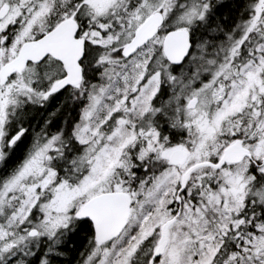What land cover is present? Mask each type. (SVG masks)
<instances>
[{
  "label": "snow or ice",
  "instance_id": "obj_1",
  "mask_svg": "<svg viewBox=\"0 0 264 264\" xmlns=\"http://www.w3.org/2000/svg\"><path fill=\"white\" fill-rule=\"evenodd\" d=\"M0 264H264V0H0Z\"/></svg>",
  "mask_w": 264,
  "mask_h": 264
}]
</instances>
